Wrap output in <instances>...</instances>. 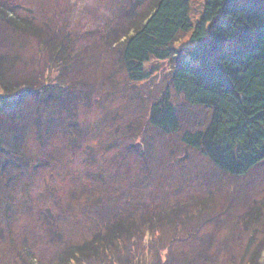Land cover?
<instances>
[{"label":"rangeland","instance_id":"obj_1","mask_svg":"<svg viewBox=\"0 0 264 264\" xmlns=\"http://www.w3.org/2000/svg\"><path fill=\"white\" fill-rule=\"evenodd\" d=\"M154 1L14 0L21 16L56 17L57 51L71 61L56 71L65 103L28 95L2 119L4 132L18 128V146L14 161L0 156V264H247L262 241L264 161L232 177L180 141L208 118L203 109L190 112L169 83L193 47L190 35L179 37L170 59L149 63L145 81L125 71L113 36ZM202 4L192 3L194 19ZM0 43L12 81L45 79L49 71L39 72L51 59L40 41L0 25ZM165 90L179 118L170 135L148 123ZM119 217L136 221L124 224L126 240L90 247L104 221Z\"/></svg>","mask_w":264,"mask_h":264},{"label":"trees","instance_id":"obj_2","mask_svg":"<svg viewBox=\"0 0 264 264\" xmlns=\"http://www.w3.org/2000/svg\"><path fill=\"white\" fill-rule=\"evenodd\" d=\"M194 1L155 0L139 22L115 33L112 41L120 47L121 62L130 81L140 83L147 79L151 61L170 59L179 37L190 35L193 47L171 68L169 83L190 112L203 109L208 118L185 131L180 141L199 151L218 171L241 177L264 161V0H203L196 19L191 16ZM19 8L14 0H0V25L35 37L51 61L48 70L45 67L39 72L49 71L44 80L34 73L33 81H12L14 75L9 78L10 67L0 51V156L10 162L17 158L11 149L18 146V133L13 134L18 128L13 123L4 132L3 117H9L28 95L46 105L65 103L62 95H56V71L61 73L70 60L57 51L61 49L56 47V17L55 21L51 17L41 21L27 10L21 16ZM51 72L55 74L52 80ZM63 119L65 128H72L68 118ZM148 123L163 135L178 131L179 118L167 90L151 106ZM6 132L12 141L7 142ZM131 221L136 222L132 217H119L115 222L107 219L104 232L95 236L90 247L99 250L102 243L126 240L131 231L124 224L133 225ZM255 245L253 253H248L247 264H261L264 237ZM91 253L87 250L85 254Z\"/></svg>","mask_w":264,"mask_h":264}]
</instances>
